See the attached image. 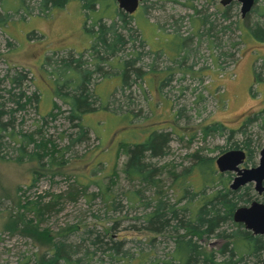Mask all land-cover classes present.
I'll return each mask as SVG.
<instances>
[{
	"label": "rangeland",
	"instance_id": "1",
	"mask_svg": "<svg viewBox=\"0 0 264 264\" xmlns=\"http://www.w3.org/2000/svg\"><path fill=\"white\" fill-rule=\"evenodd\" d=\"M111 23L127 39L102 55L93 35ZM82 81L86 112L71 98ZM0 121V264H184L189 241L196 264H264V236L249 244L234 215L212 232L197 222L240 176L214 160L249 145L240 167L252 168L264 148V0L244 15L221 0H143L132 13L115 0H0ZM152 129L168 142L128 171ZM255 185L236 189L251 199L233 213ZM158 203L178 212L159 230Z\"/></svg>",
	"mask_w": 264,
	"mask_h": 264
},
{
	"label": "trees",
	"instance_id": "2",
	"mask_svg": "<svg viewBox=\"0 0 264 264\" xmlns=\"http://www.w3.org/2000/svg\"><path fill=\"white\" fill-rule=\"evenodd\" d=\"M65 1L66 0H42V4L45 5L46 3L51 2L55 6H61L63 3H65ZM118 15L120 16V20L124 22L126 15L124 13L122 14V12H120ZM98 26H99L98 31L95 32L93 35V38H96V42L92 47L93 50L95 51L100 50L101 53L104 52L108 55H113L118 49L124 46L125 39H127V36H125L122 31H119L115 23H111L109 25L99 24ZM179 44L180 43H176V47ZM73 62H78V60L74 59ZM123 63L125 64V66L126 65L128 66L129 64L132 63V61H125ZM71 96H72L71 98L76 102L78 110L86 112L87 111L86 107L88 104L86 102L87 94L85 93V83L83 81L81 85L75 89L74 94H72ZM83 112H81V114ZM130 116L131 115L129 114H125V115H119L118 118L125 122L127 118H131ZM1 125H3V123H1L0 121V126ZM144 131L145 132L147 131L146 136H145V132H142L145 136L144 141L140 143L138 142L135 143L132 150H130L131 165L128 166V169H130L128 171L135 170L137 172L138 170H141L142 165L140 163L139 166V161L142 160L144 152L150 151L151 154H155L157 153V151L161 149L162 145L168 142L167 133L164 132L157 133L155 129H152L151 131L148 130H144ZM33 154L31 153L29 155L31 159L33 158ZM131 167H133V169ZM196 168L198 169L199 173L202 176H204L205 173L212 174L215 169L213 165V159L201 158ZM235 191L236 189L228 193L226 192V194H224L221 198H217V200L214 201L213 203L212 202L210 203L209 201V205H212L211 208L209 209L202 207V209L199 211L197 216L198 225L201 224V226L202 225L206 226V229L209 230V232H212L213 230L218 228L221 222L231 221L235 206L238 207L240 203L244 202V200L241 197L242 195H240V197L238 198L233 197ZM249 199H251V194L248 198V201ZM240 200L241 202L238 204ZM163 207L164 206L162 204L158 203L154 211H152L149 214V218L151 217L149 223H151L153 227H156L158 230L163 228L166 224H169L170 221L169 219H171L172 221L177 219L178 217V212H176L175 210H170L168 212H165V208ZM198 225L194 224V226H191V229H196ZM232 234L233 233H231V235ZM249 244H252L254 246L256 244L257 245L260 244V238L253 237L252 241H250ZM183 245H185L184 248H186L187 251V257H186L187 261L184 264H196L200 261L198 260L199 256L201 255L204 256V253L198 250L199 247L195 245L194 246L191 245L190 241L189 243L188 242L183 243ZM63 253L65 254L63 257L64 259L68 258V256L70 255L68 253L66 254L65 251ZM58 258H59L58 256H54L49 260L48 263L55 264ZM44 264H47V261H44Z\"/></svg>",
	"mask_w": 264,
	"mask_h": 264
},
{
	"label": "water",
	"instance_id": "3",
	"mask_svg": "<svg viewBox=\"0 0 264 264\" xmlns=\"http://www.w3.org/2000/svg\"><path fill=\"white\" fill-rule=\"evenodd\" d=\"M139 0H117L118 8L125 13H132L136 10ZM231 0H221L222 4L229 3ZM240 3L241 13L244 15L252 6L254 0H236ZM259 165L252 168L240 169L239 164L244 158V153L240 150L227 151L215 159L216 167L219 171H235L240 176L234 179L232 188L238 187L246 182L255 181L256 188H261L264 179V148L261 152ZM262 189V188H261ZM234 215L236 221L245 220L248 227H254L256 232H264V228L258 229L256 224H264V206L253 203L249 208H238ZM255 224V225H254ZM264 227V225L262 226Z\"/></svg>",
	"mask_w": 264,
	"mask_h": 264
},
{
	"label": "flooded vegetation",
	"instance_id": "4",
	"mask_svg": "<svg viewBox=\"0 0 264 264\" xmlns=\"http://www.w3.org/2000/svg\"><path fill=\"white\" fill-rule=\"evenodd\" d=\"M143 0H139L138 1V5L142 2ZM231 1H236V0H231ZM230 1V2H231ZM115 2L117 3V6H118V2H117V0H115ZM229 2V3H230ZM236 2H238V1H236ZM239 3V2H238ZM138 7V6H137ZM137 9V8H136ZM136 11V10H135ZM135 11H133V12H135ZM189 68H191V67H189ZM244 149H245V151H244ZM244 149L243 150H240V151H242L243 153H244V158H243V160H242V162L239 164V168L240 169H244L243 167H240V165H242V164H244L245 163V161H246V158H250L251 156H252V153H253V149L251 150L250 149V147H249V145H245V147H244ZM262 152V149L259 151V161H258V164L256 165V166H258L259 165V162H260V158H261V153ZM214 162H215V160H214ZM244 162V163H243ZM216 165V164H215ZM256 166H254V167H256ZM263 181H264V179L262 180V182H261V188L260 189H258V188H256V185H255V187H254V190L257 192V194H258V196L256 197V199L255 200H253V201H251L250 203H249V205H247V206H245V205H242L241 207H239V208H249V207H251L252 206V204L255 202V203H257V204H261V205H263L264 206V186H262V183H263ZM251 182V181H250ZM242 185H245V183L244 184H242ZM260 197V198H259ZM246 201V202H245ZM244 202L245 203H247V202H249L248 201V199L247 200H245ZM243 202V203H244ZM234 214V213H233ZM238 223H240L241 225H243V227L246 229L241 235H239V236H242L243 238H246V241H248V242H250V241H252V239H253V237H258V238H260L261 236H264V232H256L255 231V229H254V227H248L247 226V223H246V221L245 220H243V221H239ZM255 225V224H254ZM264 225V224H263ZM261 223L260 224H256L255 225V227L256 228H258V229H261V228H264V227H262L263 226ZM260 241H261V239H260ZM261 243V242H260ZM263 243V242H262ZM253 244V243H252ZM263 263H264V261H263Z\"/></svg>",
	"mask_w": 264,
	"mask_h": 264
},
{
	"label": "bare ground",
	"instance_id": "5",
	"mask_svg": "<svg viewBox=\"0 0 264 264\" xmlns=\"http://www.w3.org/2000/svg\"><path fill=\"white\" fill-rule=\"evenodd\" d=\"M244 163V162H243ZM242 185H239L238 187L232 188V190L238 189L239 187H241ZM233 215V214H232Z\"/></svg>",
	"mask_w": 264,
	"mask_h": 264
}]
</instances>
